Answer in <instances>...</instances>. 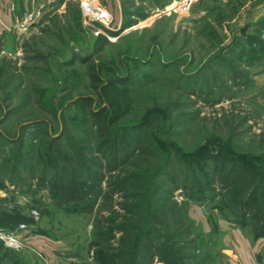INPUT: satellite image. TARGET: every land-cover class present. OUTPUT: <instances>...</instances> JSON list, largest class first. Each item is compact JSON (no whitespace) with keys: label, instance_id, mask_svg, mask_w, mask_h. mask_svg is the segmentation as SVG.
I'll return each instance as SVG.
<instances>
[{"label":"rangeland","instance_id":"rangeland-1","mask_svg":"<svg viewBox=\"0 0 264 264\" xmlns=\"http://www.w3.org/2000/svg\"><path fill=\"white\" fill-rule=\"evenodd\" d=\"M83 1L11 0V22L0 28V211L29 220L22 231L0 227L23 242L18 249L0 242L2 264H101L92 242L120 224L125 195L135 191L129 201L148 221L133 223L141 230L149 222L167 243L162 253L175 249L177 264H238L232 253L246 249L264 256V237L254 238L251 217L240 220L224 170L202 196L183 188L191 179L185 161L197 153L222 151L264 167V56L246 42L264 17V0H197L186 12L171 10L176 0H94L112 17L110 38L82 17ZM100 34L108 42L97 44ZM132 72L131 107L124 114L116 97L110 115H124L106 120V111L100 136L98 125L82 120L86 99L92 110L108 107L107 81ZM109 134H119L121 148L98 146ZM77 155L98 176L91 205L77 194L61 197L50 177L37 181L47 162L72 163L68 176L79 180ZM259 170L245 180L243 197L264 189ZM136 172L142 182L120 186ZM155 186L156 198L172 191L171 200L150 206ZM122 237L114 230L110 249L127 243ZM162 253L153 248L142 264H167Z\"/></svg>","mask_w":264,"mask_h":264},{"label":"trees","instance_id":"trees-1","mask_svg":"<svg viewBox=\"0 0 264 264\" xmlns=\"http://www.w3.org/2000/svg\"><path fill=\"white\" fill-rule=\"evenodd\" d=\"M256 28L253 30V35H248L249 38H247L246 42L249 45L250 48H253L257 52V58H260L264 56V37H261L262 33H264V17H262L257 23H256ZM129 23L125 22L122 23L119 32L121 30H124L125 28L129 27ZM247 28V26L245 27ZM244 28V29H245ZM243 29V30H244ZM112 34L116 33V31H110ZM247 36V37H248ZM108 42L107 38L100 34L98 35V38L96 40V43H106ZM237 42L232 41L231 45H235ZM237 45V44H236ZM242 45V44H241ZM99 48V47H98ZM102 48V47H100ZM97 49V48H96ZM81 58L78 55H74L72 59L76 60ZM73 62L71 63H74ZM86 60V59H85ZM1 73V72H0ZM136 74L135 72L129 73L128 75L125 76H117L113 75L107 81L106 87L108 88V91L106 90V94L108 96L111 95L112 101H110L112 104H110L108 107L104 106L103 108L99 109L98 111L92 110L91 107L88 104V99H86L87 105L85 106L86 109L82 115V120L84 122H90L92 126H99L97 128V131L101 135H104V128L103 125H101V116L107 111L105 114L106 120L110 119L109 117H118V115L125 114V112H128L130 107H131V101H132V91L129 87V84L132 82V78H135ZM91 85L95 86V81L96 78L91 77ZM120 96V97H119ZM119 97V104L123 106L124 111L120 113H111V110L113 111V100ZM118 105V104H115ZM109 114V116H108ZM123 114V115H124ZM145 121H140L137 124H134V129L138 128L140 125H144ZM119 134H109L103 136V139L99 142V147H109L113 150H118L120 147L119 144L116 143L117 137ZM131 137V136H129ZM112 142V143H111ZM122 142V139H121ZM137 142V141H136ZM126 145V144H125ZM127 146V145H126ZM222 149H225L224 147H221ZM143 151V150H142ZM78 158L73 159V162L76 166H78L79 171L77 175L80 179L75 180L73 178V175L71 177L68 176L69 172H73V167L71 165H55V167H52V163L47 162L43 163V167H41L39 178H37V181L43 182L46 178L50 177V183L56 187V190L58 193H60L61 197H70L71 194H77L75 195L74 198L80 197L81 200L86 201L88 204H92L94 202V199H92L93 194L92 189L94 188V183L95 181L98 180V176L95 175L90 169V167H86V163H84V157L77 155ZM196 159H191L188 161H185L188 163L187 167L190 170L191 173V179L189 183L183 184V188H187L188 191L194 193H197V196H202L207 192L208 189H210L211 182H212V177L213 174H219V176H223V173L225 174L226 177H224V186H229L231 187L232 185L233 190H231V193H233L236 197H233L236 205L240 207V215L241 219L243 220V224H245L247 221H244L247 216L251 217L252 220L255 222V225L258 226L254 230L255 236L254 238H260L264 237V189H261L258 185L254 189H252L247 196L243 197L241 194L242 190L244 189L245 186L247 185L245 180L247 179V182L251 181L253 182L256 178V176L260 173L259 168H262V171H264V167H259V165H253L249 161L238 159L236 156H231L228 155L225 152H214L212 150L202 152V153H197L193 155ZM48 159H50L48 157ZM49 161V160H48ZM194 161H197L194 163ZM47 164V165H46ZM229 167V169H227ZM16 168L17 164L9 169L8 174L11 177L17 176L16 174ZM49 168H51V172L49 171ZM200 172L199 175L196 174V171ZM227 169V171H226ZM224 170V172H223ZM162 172L156 173L154 178L156 176H160ZM222 174V175H220ZM228 175H231L228 176ZM140 173L136 172L131 174L130 176H125L118 181L120 186L123 184L126 185V188H132V184L137 185V183L142 182ZM133 180L134 183H129V180ZM230 180V184H229ZM232 184V185H231ZM222 185V186H223ZM238 186H241V190H238ZM139 187H136L135 189H138ZM232 188V187H231ZM54 190V189H53ZM157 188L156 186L153 188L152 191L154 193L151 194V197H149V202L150 206L155 205L160 202H167L168 200H171L170 194L172 191H170V194H166L164 198H156L155 194ZM260 190V192H259ZM136 193H127L125 195L126 197V203L123 206V209H125L126 214H129L128 216H131L130 219L127 215L125 214L123 218L120 220V224L114 227L112 224L111 226L109 225L107 230L104 232H100L97 234L98 239L96 241H93V245L98 248V260H100L101 264H142L143 261L145 263L144 257L146 254L150 253V251L155 248L160 253L167 247V243L164 242L162 239L163 236L158 235L157 231L153 229V227L148 223H144L146 228L139 230V228L133 223V220L135 219H143L145 222L148 220H145V217L143 215V212L140 211L141 207L137 203H133L129 201V198H135L138 197L139 193L135 191ZM74 196V195H73ZM168 196V197H167ZM93 200V201H90ZM174 202V201H173ZM176 203V202H174ZM152 204V205H151ZM130 221V222H129ZM29 224V220L22 217L19 213H11L8 211H0V227H3L5 229H16L19 224ZM242 223V222H241ZM118 230L122 232V238H125L124 241L126 240L127 243L123 242L120 243L117 249H110L108 246L109 238L113 236V231ZM36 232H39L37 230ZM107 237L106 240H101V238ZM130 238V240L128 239ZM156 241V242H155ZM105 243L107 245H105ZM155 243L157 245H155ZM112 250V251H111ZM168 256L167 254L164 255L162 253V257L164 258V262L167 264H177L176 263V257L175 255V249H173L172 246H168ZM174 254V255H173ZM7 255H5L6 257ZM0 257V264L3 263V260ZM2 260V261H1ZM140 260H142L140 262ZM16 264V263H14Z\"/></svg>","mask_w":264,"mask_h":264},{"label":"built area","instance_id":"built-area-1","mask_svg":"<svg viewBox=\"0 0 264 264\" xmlns=\"http://www.w3.org/2000/svg\"><path fill=\"white\" fill-rule=\"evenodd\" d=\"M196 1L197 0H176L172 4L171 10H175L177 12H186ZM4 6L8 12H12L14 10V7L10 2L4 4ZM80 9L82 17L88 24L101 26L103 30H98V32L101 31L102 34L110 38V34H112L110 31L114 30L111 27L112 17L110 13L99 4V2L94 0L83 1L80 4ZM25 227V224H20L16 230L22 231V229ZM17 231L12 233H4L0 230V242L4 243L10 248H20L23 245V242L20 238H18L19 236Z\"/></svg>","mask_w":264,"mask_h":264},{"label":"crops","instance_id":"crops-1","mask_svg":"<svg viewBox=\"0 0 264 264\" xmlns=\"http://www.w3.org/2000/svg\"><path fill=\"white\" fill-rule=\"evenodd\" d=\"M8 2H11V0H0V28L11 22L12 12H8L4 6ZM232 254L233 259L238 264H264V256L261 255L258 249L254 253L246 249L245 251H236Z\"/></svg>","mask_w":264,"mask_h":264}]
</instances>
